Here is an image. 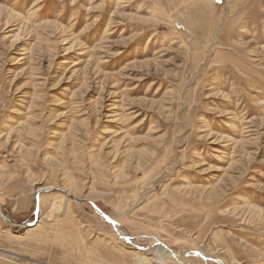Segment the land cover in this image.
Returning a JSON list of instances; mask_svg holds the SVG:
<instances>
[{
  "label": "rangeland",
  "instance_id": "1",
  "mask_svg": "<svg viewBox=\"0 0 264 264\" xmlns=\"http://www.w3.org/2000/svg\"><path fill=\"white\" fill-rule=\"evenodd\" d=\"M0 208V264H264V0H0Z\"/></svg>",
  "mask_w": 264,
  "mask_h": 264
},
{
  "label": "bare ground",
  "instance_id": "2",
  "mask_svg": "<svg viewBox=\"0 0 264 264\" xmlns=\"http://www.w3.org/2000/svg\"><path fill=\"white\" fill-rule=\"evenodd\" d=\"M53 36H54V35H53ZM72 48H73V47H72ZM55 206H56V205H55ZM0 213H1V208H0ZM1 214H2V213H1ZM2 215H3V214H2ZM0 216H1V215H0ZM5 218H6L5 220H6L7 222L12 223V221H11L10 218H9L10 220L7 219L8 217H5ZM116 228H117V233H118L119 235H120V234L123 235V234H122V231L119 229V227H116ZM156 250H157V252H158L159 254L162 255V257H163V255L165 256V255H167V254H168L167 256H170V254L168 253L169 251L167 250V251H168V252H167V251L165 250V248H163V247H161V246H160V247L158 246ZM162 257H161L160 259H158L156 262L161 261L162 263H165V262H164V259H162Z\"/></svg>",
  "mask_w": 264,
  "mask_h": 264
},
{
  "label": "water",
  "instance_id": "3",
  "mask_svg": "<svg viewBox=\"0 0 264 264\" xmlns=\"http://www.w3.org/2000/svg\"><path fill=\"white\" fill-rule=\"evenodd\" d=\"M96 209H97V211H99V212H101L97 207H95ZM0 215L2 216V217H4L5 218V216L4 215H2L1 213H0ZM105 216V218H107V220H109L111 223H113V220L111 219V218H109L108 216H106V215H104ZM37 225V222H35L34 224H32V227L33 226H36ZM117 229V228H116ZM120 237H122V238H125L123 235H121L120 234ZM161 247H163V248H165V246H163L162 244H161ZM193 255H196V256H202L200 253H194Z\"/></svg>",
  "mask_w": 264,
  "mask_h": 264
}]
</instances>
